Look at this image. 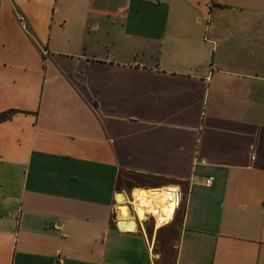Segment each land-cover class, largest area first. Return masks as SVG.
Listing matches in <instances>:
<instances>
[{
	"label": "crops",
	"instance_id": "obj_1",
	"mask_svg": "<svg viewBox=\"0 0 264 264\" xmlns=\"http://www.w3.org/2000/svg\"><path fill=\"white\" fill-rule=\"evenodd\" d=\"M10 109L0 264H264V0H0Z\"/></svg>",
	"mask_w": 264,
	"mask_h": 264
},
{
	"label": "bare ground",
	"instance_id": "obj_2",
	"mask_svg": "<svg viewBox=\"0 0 264 264\" xmlns=\"http://www.w3.org/2000/svg\"><path fill=\"white\" fill-rule=\"evenodd\" d=\"M169 190L166 188H161L158 190H153L150 192L140 191L134 189L132 193V204L134 206L137 217L140 220L145 219L147 214L155 216L157 226L167 223L174 209L179 208L178 203L172 206L169 210L170 201H169ZM117 200L121 207L119 208L123 218H128L129 209L125 204L126 198L123 195H119ZM127 207V208H126ZM169 210V211H168ZM121 229L134 230V223L125 224L121 223Z\"/></svg>",
	"mask_w": 264,
	"mask_h": 264
},
{
	"label": "rangeland",
	"instance_id": "obj_3",
	"mask_svg": "<svg viewBox=\"0 0 264 264\" xmlns=\"http://www.w3.org/2000/svg\"><path fill=\"white\" fill-rule=\"evenodd\" d=\"M165 187V186H164ZM170 187V186H169ZM159 189V188H158ZM158 189H150V190H146L145 192H150V191H153V190H158ZM170 193V192H169ZM174 199H175V195L171 198V200H170V206H169V210H170V208L172 207V206H174ZM118 201V200H117ZM118 203H119V201H118ZM178 202H175V205L177 204ZM125 204H127L128 205V202L126 201L125 202ZM129 206V205H128ZM168 210V211H169ZM157 223V222H156ZM174 223V222H173ZM172 223V224H173ZM148 224H149V227H153L154 226V224H155V221H154V219L152 218V217H150L149 218V220H148ZM162 225V224H161ZM161 225H159V226H161ZM170 231V229H168V231H166V234H162V233H157V237L160 239V250H161V248H162V258H161V260L164 262V264H169V262H171L172 261V258H173V256H174V249H171V247H172V244H173V241H174V239L176 238V236H177V232L174 230L173 232L171 231V233L169 232ZM164 235L166 236V237H169L171 240H173V241H171V246H170V248H167V246H166V240H165V238H164ZM163 237V238H162ZM161 242H162V244H161ZM169 247V246H168ZM167 248V249H166ZM167 250V252H165Z\"/></svg>",
	"mask_w": 264,
	"mask_h": 264
},
{
	"label": "trees",
	"instance_id": "obj_4",
	"mask_svg": "<svg viewBox=\"0 0 264 264\" xmlns=\"http://www.w3.org/2000/svg\"><path fill=\"white\" fill-rule=\"evenodd\" d=\"M16 112H18V110L10 109L8 111L0 113V121H4V120L9 119Z\"/></svg>",
	"mask_w": 264,
	"mask_h": 264
},
{
	"label": "water",
	"instance_id": "obj_5",
	"mask_svg": "<svg viewBox=\"0 0 264 264\" xmlns=\"http://www.w3.org/2000/svg\"><path fill=\"white\" fill-rule=\"evenodd\" d=\"M119 195H122V193H118L117 194V198ZM121 207V205H119V208ZM121 223H125V224H130V223H134L135 228L137 227V221L135 219H130V220H125V219H120L117 221V225L121 228Z\"/></svg>",
	"mask_w": 264,
	"mask_h": 264
},
{
	"label": "built area",
	"instance_id": "obj_6",
	"mask_svg": "<svg viewBox=\"0 0 264 264\" xmlns=\"http://www.w3.org/2000/svg\"><path fill=\"white\" fill-rule=\"evenodd\" d=\"M20 19H23V17H21ZM212 180H213V177H208V178L206 179V181H205V184H206V185H210L211 182H212ZM177 197H178V205H179V196H178V194H177ZM133 212H135V209H133ZM135 216H136V219H137L138 221H141V220L138 219V217H137L136 214H135ZM146 216H147V215H146Z\"/></svg>",
	"mask_w": 264,
	"mask_h": 264
}]
</instances>
